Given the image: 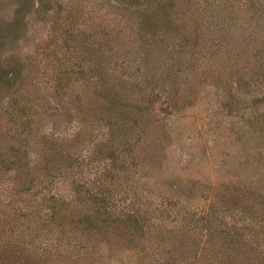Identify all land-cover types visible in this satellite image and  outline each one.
<instances>
[{
    "label": "trees",
    "instance_id": "16d2710c",
    "mask_svg": "<svg viewBox=\"0 0 264 264\" xmlns=\"http://www.w3.org/2000/svg\"><path fill=\"white\" fill-rule=\"evenodd\" d=\"M114 1L125 14L130 34L123 43V55L115 50V40L102 33L81 39L87 53L66 54L56 61L61 80L70 79L71 85L88 84L93 89L96 120L91 125L104 133L96 139L84 131L71 140L78 143L80 136L82 140L91 138L86 166L92 171V182L71 181V199H43L42 204L50 205H43L45 216L39 227L23 202L17 217H12L10 232L0 234V264H27L39 259L40 264L120 263L124 255L131 256L127 257L132 264H241L247 256H264L261 250L236 243L238 233L214 223L210 206L199 216L184 215L163 203L142 208L141 197L129 185L138 164L134 147L149 137L147 129L138 127L149 115L145 105L160 98L168 104L182 101L180 88L187 89L189 81L226 85L231 77L246 74L260 84L264 81V0ZM113 37L119 41L117 35ZM217 46L223 47L210 52L213 64L201 62L200 54ZM118 58L121 68L116 65ZM71 59L77 61L73 65L76 69L67 67ZM131 64L137 67L132 74ZM142 96L143 104L138 102ZM227 96L234 100L232 94ZM28 109L18 99L11 101L6 115L14 131L23 127L21 120ZM28 131L24 136L38 137L40 153L36 159L16 146L0 151V178L9 175L20 197L55 180H65L73 168L64 162L67 159L58 140ZM142 200L147 202L148 197ZM237 201L228 208L239 206L244 212L248 207L256 213V203L246 204L242 198ZM24 222L31 225L26 228L30 232L27 237H45L46 246L42 253L41 248L28 250L31 259L26 255L22 260L18 256L25 248L11 240L20 235L18 225Z\"/></svg>",
    "mask_w": 264,
    "mask_h": 264
},
{
    "label": "rangeland",
    "instance_id": "374dc122",
    "mask_svg": "<svg viewBox=\"0 0 264 264\" xmlns=\"http://www.w3.org/2000/svg\"><path fill=\"white\" fill-rule=\"evenodd\" d=\"M125 20L114 0H0V151L16 146L36 159L40 144L38 137L24 136L28 126L32 127L29 133L58 140L67 159L64 162L73 166L65 180H55L21 197L15 193L9 175L0 178V234L12 229V217H17L23 202L39 227L45 216L43 205H50L42 204L43 199H71V181L92 182V171L86 166L93 146L88 145L91 138L82 140L80 136L78 143L71 140L84 131L96 139L104 133L91 125L96 120L93 89L88 84L71 85L70 79L61 80L56 61L66 54L87 53L81 39L102 33L115 40L112 44L119 55L130 36ZM220 47L201 53V62L212 65L210 52L221 51ZM76 62L71 59L67 67L73 68ZM120 64L118 58V68ZM130 67L132 74L137 67ZM186 83L187 89L181 87L179 91L182 101L168 104L160 98L145 105L149 115L138 127L147 129L149 137L134 147L138 164L130 177L131 191L141 197L142 208L163 203L184 215L199 216L210 206L214 223L238 233L236 243L264 253V81L260 84L246 74L231 77L226 85L211 80ZM141 98L139 103L145 96ZM14 99L29 108L18 131L7 124L6 109ZM145 196L147 202L142 200ZM238 198L252 206L256 203V213L248 207L244 212L239 206L228 208L237 205ZM18 226L20 235L11 240L25 248L18 257L24 260L27 255L31 259L28 250L33 248H41L42 253L46 238L29 239L26 228L31 225L24 222ZM127 256L120 263L104 264H132ZM39 260L26 262L40 264ZM263 262V255L258 258L253 254L240 263Z\"/></svg>",
    "mask_w": 264,
    "mask_h": 264
}]
</instances>
